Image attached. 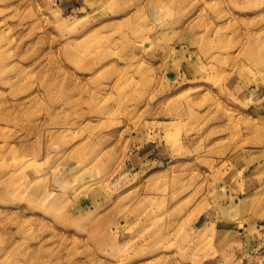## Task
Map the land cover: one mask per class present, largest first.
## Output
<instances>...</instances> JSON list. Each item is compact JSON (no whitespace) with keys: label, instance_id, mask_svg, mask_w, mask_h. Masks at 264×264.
I'll use <instances>...</instances> for the list:
<instances>
[{"label":"rangeland","instance_id":"obj_1","mask_svg":"<svg viewBox=\"0 0 264 264\" xmlns=\"http://www.w3.org/2000/svg\"><path fill=\"white\" fill-rule=\"evenodd\" d=\"M0 264H264V0H0Z\"/></svg>","mask_w":264,"mask_h":264},{"label":"bare ground","instance_id":"obj_2","mask_svg":"<svg viewBox=\"0 0 264 264\" xmlns=\"http://www.w3.org/2000/svg\"><path fill=\"white\" fill-rule=\"evenodd\" d=\"M146 46H149V43L148 42H146Z\"/></svg>","mask_w":264,"mask_h":264}]
</instances>
